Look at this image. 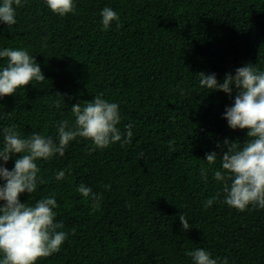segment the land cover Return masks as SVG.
I'll use <instances>...</instances> for the list:
<instances>
[{
    "label": "trees",
    "instance_id": "16d2710c",
    "mask_svg": "<svg viewBox=\"0 0 264 264\" xmlns=\"http://www.w3.org/2000/svg\"><path fill=\"white\" fill-rule=\"evenodd\" d=\"M74 4L75 12L61 17L45 0H21L11 30L0 21V51L27 50L45 75L0 97V128L14 126L22 138L40 133L55 139L59 121L74 123L72 105L102 95L119 105L117 126L126 133L131 124L133 137L123 147L118 142L95 150L77 138L64 156L37 161L44 183L20 199L34 205L55 197V222L63 224L58 231L68 233L60 250L37 264H192L186 253L199 248L221 261L227 257L228 264H264V209L250 205L241 212L225 204L223 184L213 177L222 171L220 157L212 166L205 159L226 151V138L241 146L247 139V129L233 130L224 117L237 93L199 83L200 72L223 82L247 64L264 71V0ZM105 7L119 16L108 30L101 24ZM6 64L0 58V68ZM16 158L5 165L9 170ZM60 170L65 178L56 180ZM80 184L98 194V208L76 191Z\"/></svg>",
    "mask_w": 264,
    "mask_h": 264
},
{
    "label": "clouds",
    "instance_id": "9594fccd",
    "mask_svg": "<svg viewBox=\"0 0 264 264\" xmlns=\"http://www.w3.org/2000/svg\"><path fill=\"white\" fill-rule=\"evenodd\" d=\"M47 7L63 17L75 12L74 0H45ZM21 0H2L0 3V21L11 27L16 24V8ZM103 30H108L113 21H119L118 14L110 7L100 13ZM0 58H6L7 64L0 68V97L14 95L18 89L28 86L32 81L43 82L45 75L35 58L27 50L4 48ZM200 86L211 91H223L232 96L234 104L226 108L224 117L233 130L247 129V139L241 146L237 141H223L226 151L217 154L206 153L209 166L215 165L220 157L221 170H215L213 177L223 184L224 203L241 212L253 208L264 209V71L247 64L235 69V73H226L223 82H219L215 73H199ZM56 107H60L59 101ZM74 123L65 119L58 122L57 136H45L33 133L27 138L14 126L0 128L3 144L0 146V264H37L41 258L57 253L68 233L58 231L62 223L55 222L58 207L55 197H45L34 205L22 202V193L32 194L37 190L40 168L37 161H48L59 154L64 156L70 142L83 138L89 140L95 149H106L120 143L121 147L132 142V125H125L126 133L117 126L121 121L119 105L96 96L92 101L71 107ZM170 144L174 141H170ZM217 147H221L218 143ZM171 150V149H170ZM19 154V155H17ZM143 156V153L140 154ZM16 156L14 167L9 170L5 165ZM209 169L203 165L200 175L207 180ZM56 180L65 178V172L56 173ZM110 188V185H105ZM83 197L90 198L93 209L99 207L100 197L92 189L80 184L76 189ZM217 196L208 199L204 207L212 206ZM182 228L190 230L186 214L180 215ZM75 230L73 229V234ZM192 264H228L225 257L212 258L204 248L188 251Z\"/></svg>",
    "mask_w": 264,
    "mask_h": 264
}]
</instances>
